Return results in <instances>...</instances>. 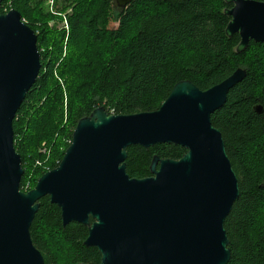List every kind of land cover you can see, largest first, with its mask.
<instances>
[{"label":"water","instance_id":"95a60500","mask_svg":"<svg viewBox=\"0 0 264 264\" xmlns=\"http://www.w3.org/2000/svg\"><path fill=\"white\" fill-rule=\"evenodd\" d=\"M131 1L114 0V8L124 11ZM224 2L231 17L226 35L240 37L236 52L252 41L264 43V2ZM41 67L35 31L17 10L0 12V264H44L30 234L44 197L60 209L64 227H87L84 246L99 251L100 264H228L224 224L239 184L211 117L245 80L246 70L207 90L180 81L155 111L109 115L96 108L78 121L58 166L23 192L13 123ZM161 144L186 152L179 160L155 155L150 176L130 177L128 149Z\"/></svg>","mask_w":264,"mask_h":264},{"label":"trees","instance_id":"16d2710c","mask_svg":"<svg viewBox=\"0 0 264 264\" xmlns=\"http://www.w3.org/2000/svg\"><path fill=\"white\" fill-rule=\"evenodd\" d=\"M45 1L4 0L0 9L5 13L6 4L11 3L38 34L41 53L38 79L13 123L15 149L25 171L21 191L25 192L27 183L29 190L33 189L47 172L36 167L31 170L26 164L34 139L39 134L42 141L53 137L59 121L63 98L57 95L61 86L56 70L62 63L78 83L80 97L68 100V140L48 170L62 160L78 121L96 108L104 107L109 115L155 111L180 81L188 80L207 90L243 69L247 77L211 120L222 134L239 184V197L224 224L231 250L228 264H264V43L252 41L245 51L236 52L240 37L226 35L231 17L224 13L230 7L224 0H132L124 11L113 7L114 0H72L62 31L49 26L60 18L44 10ZM62 1L68 0L56 3ZM69 6L61 5L62 12ZM62 49L66 51L64 58ZM56 50L61 53L54 55ZM257 106L262 107L261 113L255 111ZM185 152L168 144L149 149L134 146L128 149L126 171L130 177L142 179L150 176L155 155L179 160ZM30 234L44 264H56L50 252L58 251L68 264H100L99 251L84 246L87 227L77 223L64 227L61 211L49 197L40 200Z\"/></svg>","mask_w":264,"mask_h":264},{"label":"rangeland","instance_id":"374dc122","mask_svg":"<svg viewBox=\"0 0 264 264\" xmlns=\"http://www.w3.org/2000/svg\"><path fill=\"white\" fill-rule=\"evenodd\" d=\"M55 3H56V0H46L45 2H43V7H44V10L47 8V11L52 16L60 18L59 20H54L50 22L49 26L52 27L54 31H62V28L65 27V25L67 24L66 16L71 11L70 3H72V0H68L67 2L62 1L58 4L57 3L55 4ZM66 4L67 6L69 5L70 6L68 7L67 10H65V12H62L63 8L61 7V5L66 6ZM5 8L8 10L13 9L10 2L6 4ZM26 20L28 22L31 21L28 17L26 18ZM32 24L33 26L38 25L37 23H32ZM42 47L44 51H47L46 49L47 46L42 44ZM49 50L51 51L52 49L48 47V51ZM59 53H61L60 50H56V52H54V55H57ZM62 55H63L62 58L66 57L65 50L62 52ZM64 68H67V65L64 66V63H62V65H60L58 69L56 70V73H57L56 78L58 79L60 86H61V90H60L61 92H59L57 95L63 98L62 106H61V102L59 104V106H61L59 121L55 122L53 137H51L50 139L45 138L42 141L41 138L43 137V135L39 134V136L36 139H34V141L32 142V149H31L30 154L28 155L29 157L27 158V164H26V166L30 168L31 170L36 167L37 171H49L48 169L53 165V163H55L60 158V156L64 152V149H65L64 142L68 140L67 139L68 134L66 132L67 129L65 130L68 119H69V111H70L68 100L72 98L78 99L80 96H78V83L76 82L75 79L74 80L71 79L72 75L71 74L69 75L70 72L68 71V69L65 70ZM84 77L86 78L87 76L84 75ZM54 95L55 94L52 95L51 99L52 101L54 99V102H55L56 98L54 97ZM51 106H53L52 102H51ZM111 113L110 115H112ZM50 115L54 118V121H55L56 117H54L52 110H50ZM50 120L51 118L49 117L48 122ZM30 177L32 180L33 174H31ZM30 187H31L30 183H27L25 188L29 190ZM50 253H51L50 256H52V259L55 261L56 264H68L69 263V260L65 262L63 255H60V251H58L57 253H52V252Z\"/></svg>","mask_w":264,"mask_h":264},{"label":"built area","instance_id":"2783aa9c","mask_svg":"<svg viewBox=\"0 0 264 264\" xmlns=\"http://www.w3.org/2000/svg\"><path fill=\"white\" fill-rule=\"evenodd\" d=\"M4 11H5V13H8L9 12L8 9H6V8H4ZM111 114L114 115L113 112ZM27 191L28 190L25 188V192H27Z\"/></svg>","mask_w":264,"mask_h":264}]
</instances>
